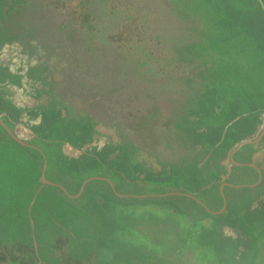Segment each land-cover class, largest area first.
I'll return each mask as SVG.
<instances>
[{
	"label": "trees",
	"instance_id": "trees-1",
	"mask_svg": "<svg viewBox=\"0 0 264 264\" xmlns=\"http://www.w3.org/2000/svg\"><path fill=\"white\" fill-rule=\"evenodd\" d=\"M20 1L0 0V18ZM119 2L123 5V0ZM151 4L150 9L170 14V26L179 31L178 36L164 35L160 40L171 44V63L178 66L174 80L187 90L192 85L197 90L187 105L188 120L195 129H205L196 141L231 146L236 136L255 133L264 125V0H160L161 6L153 0ZM194 12L203 14L204 26L189 25ZM7 38L0 29V45ZM4 142L24 148L12 137L0 139ZM13 151V147L6 149V153ZM36 154L38 178H0V198L8 200L0 203V226L9 228L0 243L19 238V231L32 241L42 240L44 230L52 225L51 235L88 236L89 243L81 249L94 254L96 264H264V204L252 209L248 203L215 217L211 225L203 222L209 217L203 206L188 197L180 204L153 200L166 207L150 213L131 208L129 199L110 197H104L103 204L87 207L89 201L95 202L89 199L75 207L69 196L40 190L44 157L39 151ZM3 191L8 194L2 196ZM144 201L138 199L135 205ZM81 212L97 214L94 229L54 228L76 223L82 219ZM10 225H21V230L12 232ZM224 226L236 229L238 238L226 236ZM243 246L246 258L238 255Z\"/></svg>",
	"mask_w": 264,
	"mask_h": 264
},
{
	"label": "rangeland",
	"instance_id": "rangeland-1",
	"mask_svg": "<svg viewBox=\"0 0 264 264\" xmlns=\"http://www.w3.org/2000/svg\"><path fill=\"white\" fill-rule=\"evenodd\" d=\"M152 2L123 0L126 8L119 0H21L0 18L1 32L9 36L0 45V61L9 58L21 65L37 60L44 63L48 77L42 84L52 87L61 104V114L66 111L72 116H98L104 128L120 133L134 155L139 143L149 149H156L163 142L183 149L189 138L193 142L201 133L200 129L194 131L195 125L187 118V105L197 90L193 85L187 90L181 81L174 80L178 66L171 63V44L160 39L164 35L178 36L179 31L170 26L173 19L170 14H161L157 7L150 9ZM158 2L155 0L161 6ZM193 15L189 25L204 26L203 14L194 12ZM71 125L68 133L56 132L51 136L80 145L95 131L90 118H75ZM0 149V161L5 163L4 149ZM18 155L19 175L30 178L35 173L38 178L34 161L21 152ZM63 158L67 165L77 164L75 159ZM7 162L4 167L0 164V178L14 174L9 172ZM114 164L120 175L133 177L136 171H141L133 167L127 156L116 159ZM47 178L51 176L47 174ZM7 194L2 192V196ZM160 195L153 189L118 187L113 198L129 199L131 208L136 206L150 213L158 210L153 200ZM141 198L146 199L135 205ZM7 201L5 197L0 198L1 205ZM206 209L215 213L213 209ZM10 226L14 228L12 232L21 230V225ZM52 228L48 225L43 239L38 241L23 237L21 231L19 238L8 237L3 241L7 246L0 245V264L95 263V255L81 249L89 243L88 236L83 239L69 236L67 245L63 246L56 240L57 236L50 234ZM69 228L71 232L87 231L78 224L71 223ZM4 235L0 230V237ZM225 235L235 239L239 236L233 231ZM242 239L245 244L247 238ZM244 248H240L238 255L245 253Z\"/></svg>",
	"mask_w": 264,
	"mask_h": 264
},
{
	"label": "crops",
	"instance_id": "crops-1",
	"mask_svg": "<svg viewBox=\"0 0 264 264\" xmlns=\"http://www.w3.org/2000/svg\"><path fill=\"white\" fill-rule=\"evenodd\" d=\"M19 65L21 63L16 64L9 61V58L2 63L0 61V117L8 127L0 124V139L12 137L24 146L0 143L5 151L6 162L8 159L9 172L14 171V174L7 175L22 178L20 171H17L19 152L28 155L37 170L36 151H39L44 157L40 190L69 196V203L75 207L89 199L95 202L89 201L85 204L87 207L96 203L103 204L104 197L113 198L114 189L118 187L123 190L153 189L161 194L157 200L163 204L167 201L180 204L183 197L193 199L209 215L203 222L211 225L215 217L230 213L238 207L244 208L248 203L252 209L264 204V125L241 139L236 136L231 146L224 144L213 147L207 142L198 143L194 137L193 142L191 138L188 139L183 149L169 147L165 142L156 149H149L147 145L139 143L134 155L123 142L120 133L113 128H104L97 120L98 116H72L66 111L61 114V104L52 87L36 80L39 71L32 69L23 77L17 72ZM80 117L90 118L95 126L94 133L84 144L78 145L51 136V133L56 132L68 133L73 126L71 121ZM10 147L15 151L6 153ZM126 156L133 167L141 169L133 177L120 175L118 166L114 164L116 159ZM63 157L75 159L77 164L67 165ZM6 162L0 161V164L4 167ZM47 174L51 178H47ZM30 178H36L35 173ZM95 192L99 194L95 195ZM165 207L156 205L155 208ZM206 208L213 209L215 213H210ZM169 209L176 212L174 207ZM80 216L82 219L76 223L71 222L72 225H83L86 230L94 229L97 214L81 212ZM57 226L54 228L70 231L68 225ZM0 230L9 228L0 226ZM232 231L237 233L231 227L222 228L225 234ZM69 236L63 233L56 240L66 246ZM0 245L7 246L3 243Z\"/></svg>",
	"mask_w": 264,
	"mask_h": 264
},
{
	"label": "flooded vegetation",
	"instance_id": "flooded-vegetation-1",
	"mask_svg": "<svg viewBox=\"0 0 264 264\" xmlns=\"http://www.w3.org/2000/svg\"><path fill=\"white\" fill-rule=\"evenodd\" d=\"M32 69H37L39 71V78H42L39 81H43L44 78L46 79L48 77V74H47V70H46V67H45V64L38 61L36 63H31V62H28V64L26 65H19L17 67V72H19L23 77H25L26 75L29 74V72L32 70ZM245 249V248H244ZM246 251V249H245ZM248 255V252L247 253H243L240 257L241 258H246V256ZM262 259V257L260 258V260Z\"/></svg>",
	"mask_w": 264,
	"mask_h": 264
},
{
	"label": "water",
	"instance_id": "water-1",
	"mask_svg": "<svg viewBox=\"0 0 264 264\" xmlns=\"http://www.w3.org/2000/svg\"><path fill=\"white\" fill-rule=\"evenodd\" d=\"M0 124L8 128L7 124L4 122V120L1 117H0Z\"/></svg>",
	"mask_w": 264,
	"mask_h": 264
}]
</instances>
